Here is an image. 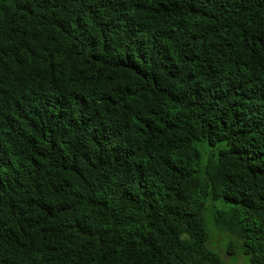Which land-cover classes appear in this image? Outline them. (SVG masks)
Segmentation results:
<instances>
[{
    "label": "trees",
    "instance_id": "1",
    "mask_svg": "<svg viewBox=\"0 0 264 264\" xmlns=\"http://www.w3.org/2000/svg\"><path fill=\"white\" fill-rule=\"evenodd\" d=\"M264 264V0H0V264Z\"/></svg>",
    "mask_w": 264,
    "mask_h": 264
},
{
    "label": "rangeland",
    "instance_id": "2",
    "mask_svg": "<svg viewBox=\"0 0 264 264\" xmlns=\"http://www.w3.org/2000/svg\"><path fill=\"white\" fill-rule=\"evenodd\" d=\"M225 204L220 201H216L215 205L209 207L207 210V222L211 229V245L212 247L221 252L224 258L229 261L231 264H248L249 258L248 256L237 252L236 254H228L226 252V246L228 241L232 238L228 233L219 230L216 226L212 225V221H214V213L216 212L217 208H225Z\"/></svg>",
    "mask_w": 264,
    "mask_h": 264
}]
</instances>
